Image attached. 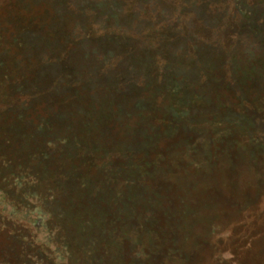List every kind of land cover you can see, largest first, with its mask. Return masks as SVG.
I'll use <instances>...</instances> for the list:
<instances>
[{
	"label": "trees",
	"instance_id": "16d2710c",
	"mask_svg": "<svg viewBox=\"0 0 264 264\" xmlns=\"http://www.w3.org/2000/svg\"><path fill=\"white\" fill-rule=\"evenodd\" d=\"M31 1L38 6L43 0ZM172 1L175 0H136L129 10L134 20L127 25L125 19L130 16H124V0H51L53 16L50 9L39 14L41 20L45 14L52 17L51 22H42L40 27H33L30 33L37 42L32 41L24 30L30 25H24V20L14 21L10 18V6L6 5V10L0 15L1 29L6 27L14 33L11 39L4 41V45L10 44L12 51L0 54V124L4 117H8L13 120L6 125L8 135L21 127L36 133L46 151L39 160L41 164L55 160L54 154L59 149L65 150V156L71 155L68 164L76 160L88 167H91L90 161L98 152L96 149L118 152L120 163L112 154L108 158L120 175L121 213H124L121 214L120 224L123 225H128L133 212H139L140 207L149 204L148 200L145 201L148 195L160 199L157 198L159 187L156 180L164 174L160 164L165 161H168L167 164L182 162L189 174L172 180V187H177L178 192H173L172 197L165 196L162 201H165L169 211L192 207L194 220L204 203H208L207 196L202 198L199 195L203 190L212 194L214 203L219 204L223 199L220 194L217 198L219 192L214 191L212 182L201 181L199 174L204 178L212 176L219 165L229 162L233 163V168L238 162H248L250 169L251 160L247 158V152L239 151L240 146L234 141L224 142L221 148L217 146L218 136L228 134L229 129L233 132L237 127L233 118H226L225 124L208 125L205 133L190 125L209 124L208 103L218 110L219 98L232 101L237 97L229 91L232 81L239 85L241 79L251 77L249 59L252 46L249 41L242 42L240 46L233 41L238 32L246 40L249 38L247 32L251 31V21L245 14L249 0H231L237 11L236 16H228L223 7L213 13L212 8H218L221 0L216 6L214 2L208 7H204L203 0H180L187 6L186 14L177 5L169 6ZM240 7L244 8V12ZM98 16L105 22L103 31L99 36L90 37L87 26ZM208 18L209 25L216 18L221 20V32H215L214 36L213 45L216 47L211 49L216 53L215 59H208L210 55L205 54V47L197 43L202 28L194 27L192 23L196 19L199 22ZM164 23L174 31L173 38L164 46L159 45L162 41L151 44L149 39L153 40L152 36L143 38V34L140 35V27H158ZM3 31L0 30V35L5 34ZM220 44L225 48L217 49ZM15 59L21 62L22 67L11 65ZM6 65L11 67L7 68ZM260 70L264 72L261 67ZM214 84L218 86L213 88ZM219 91L228 98L219 96ZM243 121L244 128L238 131L261 149L263 140L257 142L253 123L250 120L246 127L248 122ZM185 130L201 137L200 145L195 146L193 141L186 143L183 151L177 150V156L165 152L167 142L175 141ZM91 136H96V142L94 138V142H89ZM91 143L95 146L92 150L89 148ZM251 147H248V152L253 150ZM52 149L57 150L50 152ZM239 152H243L242 157ZM41 174L48 178L45 168L41 169ZM109 176L112 178L110 174H103L100 176L103 178L99 177V181L93 184L104 195L108 192L106 187L114 185L107 183ZM254 179L255 176H252L246 184L250 185V180ZM149 183L150 187L147 188ZM14 185L20 186V181L16 179ZM31 196H34V207L24 211L16 208L14 202L0 200V220L14 222L21 214H35L36 218L32 221L35 230L47 231L50 226L47 204L36 194ZM261 198L260 195L249 197L244 202L246 214H251L253 200L264 204V197ZM140 212L146 217L148 206ZM172 229L176 230V226ZM200 241L197 240L195 244L203 245ZM146 245H136V256L139 250L144 252ZM173 248L171 251L158 248L150 253V258L156 257L160 264V260L167 256L171 262L173 259L174 262L188 260L187 254L180 256L182 252L177 251L175 246ZM140 257L145 258L144 262L146 259L150 262V258L144 255Z\"/></svg>",
	"mask_w": 264,
	"mask_h": 264
},
{
	"label": "rangeland",
	"instance_id": "374dc122",
	"mask_svg": "<svg viewBox=\"0 0 264 264\" xmlns=\"http://www.w3.org/2000/svg\"><path fill=\"white\" fill-rule=\"evenodd\" d=\"M28 1L0 0V15L6 10V5L10 6L8 13L10 18L14 21L24 20V25H30L24 27V30L32 41L37 42L38 40L31 37L32 28L40 27L42 22H51L52 17L45 14L41 20L39 14L45 9H50L51 16H53V5H51V0H43L38 6L32 3L33 1ZM128 1L124 0L126 3L124 16H130L125 19L127 23L123 22L127 25L134 20L133 16L129 15V10L132 8L131 3H136V0ZM203 1L204 7H208L214 2L216 6L219 0ZM173 5L181 7V11L185 14L188 12L186 4L180 3V0L170 2L169 6ZM217 7L212 8L214 14L215 10L220 11L223 7L228 16L237 15L231 0L230 2L221 0L220 6ZM241 10L244 12V8ZM245 14H248L251 21V31L247 32L250 39L246 40V37H241L242 33L238 32L233 41L234 44L236 42V46H240L244 41H249L248 43L252 46V55L249 59L251 77L241 79L239 85L232 81L229 91L237 96L232 101L227 99L226 95H222V91H219L221 93L219 96L227 100L219 98L218 110H214V107L208 103L206 108L210 110L207 113L210 115L209 124H190L193 128L205 133L208 125L225 124L226 118H233L237 125L234 128L236 130L233 129L232 132L229 129V135L218 136L217 146L221 148L224 142L232 140L240 146L239 151L247 152V158L251 160L250 169L248 162L245 164L238 162L234 168L233 163L229 162L222 166L219 165L213 170L212 176L204 178L199 174L201 181L204 179L206 183L212 182L214 191L219 192L217 198L222 196L223 199L219 201V204L213 202L214 198H211L210 192L203 190L199 195H202V198H205L204 195L207 196L208 203H204L196 215L198 216L195 219L197 221L191 215L192 207H184L175 212L169 211L165 201L162 200L165 196L166 198L172 197L173 192H178L177 187H172L171 181L189 174V171L182 162L167 164L168 161H165L160 164V169L164 171V174L156 180L159 187L157 198L160 199L157 200L156 196L148 195L145 201L148 200L149 204L140 207V211H143L148 206V215L145 217L140 211L133 212V218L130 219L128 225L120 224L121 214H124L123 211L121 213L123 209L121 180L117 168L113 169L108 158L112 154L117 163H120L118 152L96 149L99 153L97 152L90 161L89 166L91 167H88L76 160L68 164L67 161L70 160L71 155L68 153L66 155L69 156H65V150L59 149V152L54 154L55 160L48 161V164H41L39 160L46 152L42 148V139L37 137L36 133L33 134L31 130L27 128L25 130L24 127L8 135L6 127L13 120L4 117L1 120L3 125L0 124V200L14 202L16 208L24 211L26 208L33 209L34 196L31 195L36 194L37 198L44 200L47 204L46 211L49 214L50 226L47 231H36L32 224L33 219L36 218L35 214L27 216L21 214L14 222L6 219L0 220V264H158L159 259L156 260L154 256L150 258V253L157 251L158 248L171 251L174 250V246L177 251L182 252L180 256L187 254L188 260L174 262L175 259H173L171 262L167 256L160 260L161 264H264V204L253 200L251 214L254 217L252 218L251 214H246V209L243 207L249 197L254 198L259 195L264 197V72L261 73L260 70V67L264 69V0H249ZM201 20L203 22L200 20L198 22L197 19L192 21L194 27L202 28L200 33L203 35L200 34L201 37L197 43L205 47V54L210 55L208 59H215L216 53L211 49L216 47L213 45L214 36L215 32H221V20L216 18L211 25L207 23L210 18ZM103 24L105 22L101 16L92 19L87 26L90 37L99 36L103 31ZM158 27L150 25L140 27L139 32L141 36L143 34V38L147 35L152 36L153 40L149 39L151 44L156 45L162 41L159 45L164 46V43L166 44L173 38L174 31L169 30L166 23ZM0 30H4L5 33L0 35V48L2 49L0 54L9 53L12 51L10 44L4 45V41L11 39L14 33L6 27L2 29L0 27ZM26 40L27 37H25V42ZM39 40L41 41V37ZM220 47L225 48L220 44L217 49H221ZM20 64L21 62L18 63L17 59L11 63L12 66L22 67ZM11 65L5 67L9 68ZM117 69L120 71L119 64H117ZM212 86L215 88L218 85ZM239 92L247 95H241ZM242 120L248 122L246 127L250 124V120L253 123L257 133L255 135L257 142L263 140L261 149L258 145L251 143L250 138L238 131L244 128L245 122ZM189 130L182 132L175 141L167 142L165 152L177 156L189 142L193 141L195 146L200 145L201 137L192 134ZM93 138L96 142V136L89 137V142H94ZM27 139L30 140L29 143L25 142ZM90 145V150L94 149V144ZM251 146L253 150L248 152V147ZM56 150L49 151L56 152ZM112 150L115 151V149ZM243 152H239L240 157ZM19 154L21 157L18 158ZM227 161L230 160L227 159ZM42 168H45L48 180L41 174ZM103 174L112 175V178L109 176L107 183L114 184L112 187L109 185L112 189L106 187L108 191L106 195L98 192L93 185L94 181H99V177ZM252 176L256 179L250 180V185L246 184ZM16 179L21 184L18 187L14 185ZM147 185V188L150 187V183ZM148 191L152 192L149 189ZM195 194L197 195L196 191ZM235 219L238 221L236 222ZM175 226L176 230H173ZM197 240H201L203 245L195 244ZM141 244H147V247L145 246L144 252L140 250L137 252L138 258L135 249ZM142 255L150 258V262L147 259L144 262L145 258L140 257ZM253 260L256 262H252Z\"/></svg>",
	"mask_w": 264,
	"mask_h": 264
}]
</instances>
